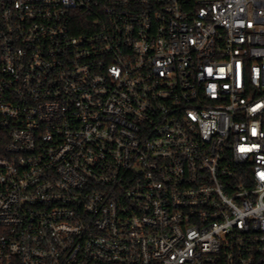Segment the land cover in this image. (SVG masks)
Returning a JSON list of instances; mask_svg holds the SVG:
<instances>
[{"label":"built area","instance_id":"2783aa9c","mask_svg":"<svg viewBox=\"0 0 264 264\" xmlns=\"http://www.w3.org/2000/svg\"><path fill=\"white\" fill-rule=\"evenodd\" d=\"M0 264H264V0H0Z\"/></svg>","mask_w":264,"mask_h":264}]
</instances>
